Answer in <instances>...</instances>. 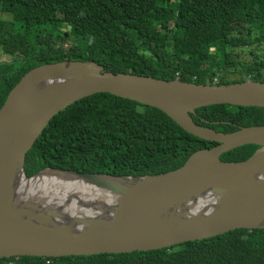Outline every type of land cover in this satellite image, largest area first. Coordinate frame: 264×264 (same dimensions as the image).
I'll return each mask as SVG.
<instances>
[{"label": "trees", "instance_id": "trees-1", "mask_svg": "<svg viewBox=\"0 0 264 264\" xmlns=\"http://www.w3.org/2000/svg\"><path fill=\"white\" fill-rule=\"evenodd\" d=\"M0 109L30 71L64 60L166 80L264 82V0H0ZM221 132L264 125V107L212 104L190 112ZM219 143L188 133L162 110L107 92L58 112L25 159L45 168L118 177L165 173ZM259 145L221 156L243 161ZM0 264H264V228L151 251L1 258Z\"/></svg>", "mask_w": 264, "mask_h": 264}, {"label": "water", "instance_id": "water-1", "mask_svg": "<svg viewBox=\"0 0 264 264\" xmlns=\"http://www.w3.org/2000/svg\"><path fill=\"white\" fill-rule=\"evenodd\" d=\"M99 92L156 107L188 133L219 144L195 152L183 166L160 174L118 177L45 168L34 175L49 169L127 180L115 191L118 202L90 219L72 221L67 212L55 211L54 205L31 208L44 217L16 210L13 197L20 175L25 174L27 152L58 112ZM212 104L264 107V82L166 80L105 71L93 60H64L30 71L0 109V259L151 251L236 229L264 228V125L221 132L197 124L190 112ZM33 111L41 112L42 117L27 137L28 115ZM248 144L260 146L248 159H221L224 153ZM198 183L220 187L219 196L209 202L208 209L179 220L172 218L173 205L182 192L188 189L192 196Z\"/></svg>", "mask_w": 264, "mask_h": 264}, {"label": "bare ground", "instance_id": "bare-ground-1", "mask_svg": "<svg viewBox=\"0 0 264 264\" xmlns=\"http://www.w3.org/2000/svg\"><path fill=\"white\" fill-rule=\"evenodd\" d=\"M42 117L41 112L33 111L28 115L26 135L29 137L36 129ZM127 180L109 176L96 178L83 177L75 173L44 170L33 178L21 174L15 196L16 210H27L31 214L44 217L33 206L43 209L54 205L55 211L67 212L72 221L90 219L101 215L118 202L116 190L125 185ZM196 192L188 196L184 190L173 205L172 218L177 220L189 217L210 207L209 202L218 197L221 188L211 183L194 185ZM46 219V218H45ZM264 225V221L262 223Z\"/></svg>", "mask_w": 264, "mask_h": 264}, {"label": "rangeland", "instance_id": "rangeland-1", "mask_svg": "<svg viewBox=\"0 0 264 264\" xmlns=\"http://www.w3.org/2000/svg\"><path fill=\"white\" fill-rule=\"evenodd\" d=\"M0 13H1V14L4 13V14H3V18H5V19H11V15H9V12H7V11L2 12V11H1ZM33 177H34V176H33Z\"/></svg>", "mask_w": 264, "mask_h": 264}, {"label": "clouds", "instance_id": "clouds-1", "mask_svg": "<svg viewBox=\"0 0 264 264\" xmlns=\"http://www.w3.org/2000/svg\"><path fill=\"white\" fill-rule=\"evenodd\" d=\"M216 79V80H215ZM214 79V83L213 84H218L217 82H218V78H215ZM249 80H251V79H249ZM208 84H211V83H208ZM26 174V173H25Z\"/></svg>", "mask_w": 264, "mask_h": 264}, {"label": "built area", "instance_id": "built-area-1", "mask_svg": "<svg viewBox=\"0 0 264 264\" xmlns=\"http://www.w3.org/2000/svg\"><path fill=\"white\" fill-rule=\"evenodd\" d=\"M216 80V79H215Z\"/></svg>", "mask_w": 264, "mask_h": 264}]
</instances>
